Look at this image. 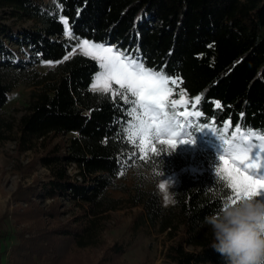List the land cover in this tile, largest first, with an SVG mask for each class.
Returning <instances> with one entry per match:
<instances>
[{
	"label": "trees",
	"instance_id": "1",
	"mask_svg": "<svg viewBox=\"0 0 264 264\" xmlns=\"http://www.w3.org/2000/svg\"><path fill=\"white\" fill-rule=\"evenodd\" d=\"M58 1L59 9L43 0H0V140L9 95L19 86L32 87L13 141L18 156L41 150L35 160L48 172L47 181L14 193L27 205L12 212L15 224H33L15 232L7 264H61L74 251L93 246L103 214L117 209L118 201L108 195L116 181L137 165L155 170L154 159L144 158L129 138L131 104L90 90L97 62L78 54L64 60L78 43L64 36L60 17L75 37L135 54L146 68H163L177 78L176 90L200 97L203 123L264 130V0ZM7 17L14 22L5 24ZM24 20L33 26L24 28ZM46 62L55 67L36 70ZM213 155L185 154L163 171L202 164L195 176H180L170 207L161 206L155 191L134 188L130 197L132 207L142 208L135 230L147 226L176 238L180 229L165 254L169 264H225L211 247L213 235L204 222L223 195H233L215 174L219 161ZM71 165L75 177L67 172ZM34 199L53 202L43 210ZM61 200L82 216L50 227L41 218L56 219ZM125 252L124 245L114 244L104 261Z\"/></svg>",
	"mask_w": 264,
	"mask_h": 264
},
{
	"label": "rangeland",
	"instance_id": "2",
	"mask_svg": "<svg viewBox=\"0 0 264 264\" xmlns=\"http://www.w3.org/2000/svg\"><path fill=\"white\" fill-rule=\"evenodd\" d=\"M43 2L54 5L58 9L60 8L58 0H43ZM36 3H39V1H36ZM61 18L62 17H60V21ZM14 20L15 19L7 17V19L4 20V23L10 24L11 22H14ZM21 24L24 28L33 26V22L29 20H24ZM64 36L69 38V36L65 35V26ZM89 42L94 43L91 41ZM102 45L113 47L105 44ZM113 48L115 49V47ZM73 50L68 54L70 57L77 54L83 55L79 50L78 44L75 45ZM126 55L138 58L135 54ZM96 62L99 66V62ZM54 67V64L43 63L38 65L36 70L40 73H45ZM169 79H175L178 81L175 85L171 83L168 85V87L172 89L170 99L177 101L181 100V91L176 90L179 86V80L170 77ZM94 80L95 77L93 82ZM111 88L112 91L115 92L119 86L112 82ZM32 90V87L19 86L9 95L8 102L1 111V130L5 139L0 140V234L2 236L0 238V264L8 263V256L11 247L17 243L15 240V232L23 227H28L30 224H33V221L22 223L21 225L15 224L12 212L18 208L24 210L27 205L22 201H16L14 199V193L19 187H28L35 181L45 182L47 181L48 176L47 170L42 168L35 160L37 154L40 153L41 150L37 149L35 152L29 151L18 156L16 154V143L13 141V139L17 137V125L20 118L25 114L29 95ZM110 94L112 95L111 92ZM124 95L125 93L121 92L115 96H119L125 101L123 99ZM127 95L128 101L135 99L130 94ZM183 100L186 101V103L178 104L175 109L168 108L166 111L169 114L173 111L177 114H192L186 117L180 115L177 116V120L181 124H188L180 130L177 139L187 140L188 143H178L175 150L170 152L166 148L163 138L160 142H156L151 137L144 140L139 136L133 137L132 140L141 146V153L144 158L147 160L154 159L155 170L148 171L144 167L137 165L133 169L126 171L122 177L116 181L115 188L108 191V195L118 201L117 209L103 214L101 225H99L97 230V237L94 245L80 251H74V253L68 256V258H66L61 264H169L166 261L165 254L169 245L175 243V239L179 236L180 229L174 235L176 238H169L166 232L158 233L147 226H142L138 230H135L133 228V222L141 213L142 208L132 207L129 204L134 188H139L145 191H155L159 195L161 206L168 208L173 203L165 207L163 203V193L167 192L173 198L179 185L180 176L183 174L195 176L200 173L199 168L202 165L200 162L188 165L178 172L163 173L165 169L173 164L172 162L176 158L189 154L193 159L197 158V155L200 156V159H206L208 155L212 153L214 154L213 156L217 158L221 148L224 147L221 143L223 139L232 140L235 136L237 140H239L241 135L247 136L248 133H256L255 136L249 138V142L253 145L260 146L264 143V141L257 138L258 136L264 137V130H237L238 127H232L228 122L221 126L203 123L201 121V113L198 109L199 102L196 101V97L189 98L185 95ZM133 107L134 105L131 104L129 128L131 124L137 123L135 119L136 116L144 118L142 117V110L139 108L136 109L134 116L132 113ZM196 113H199V115H196ZM205 125H208L211 129H214V131L209 128H199L204 127ZM226 125L227 127H225ZM175 135L176 134L174 133V136ZM161 148H164L167 153L164 156L160 154ZM261 155L262 161H264V153ZM67 172L71 177H75L77 170L75 166L71 165L68 167ZM161 183L166 185L164 191L159 187ZM260 197L264 198V193H261ZM34 200L37 203L39 202V207L43 210L49 209L53 202L52 200ZM61 203L62 205L58 208V216L56 219L48 220L42 217L41 221L47 223L50 227H56L58 224H67L68 222H72L82 216L79 208L74 207L71 203L64 200H61ZM114 244L124 245L126 252L112 262L104 261L105 253Z\"/></svg>",
	"mask_w": 264,
	"mask_h": 264
},
{
	"label": "snow or ice",
	"instance_id": "3",
	"mask_svg": "<svg viewBox=\"0 0 264 264\" xmlns=\"http://www.w3.org/2000/svg\"><path fill=\"white\" fill-rule=\"evenodd\" d=\"M61 22L65 26V35L77 41L80 52L99 62L100 71L96 74L90 90L102 93L111 92L113 96L124 92L123 99L134 105L133 115L135 116L137 108L142 110L144 118L136 116L137 123L130 125V139L135 136L141 137L142 140L151 137L156 142H160L163 138L170 152L175 150L178 143H188L187 140L177 139L180 130L188 125L181 124L177 116L186 117L192 114H177L175 111L169 114L166 111L168 108L175 109L178 104L186 103L183 100L186 95L183 90L180 92L181 100L170 99L172 89L168 85L169 83L177 84V80H170L163 68L159 71L148 69L143 61L121 53L118 49L90 43L87 39L81 40L73 35L66 18H61ZM69 58L70 55H66L64 60ZM46 63L51 64V62ZM112 82L119 86L115 92L111 88ZM127 94L135 99L128 101ZM199 100L200 97L197 96L196 101L199 102ZM217 107L220 105L217 104ZM199 128L211 129L208 125ZM211 130L214 131V129ZM255 135L256 133H248L247 136L241 135L239 140L234 136L232 140L223 139L221 141L224 147L217 156L219 162L214 165L215 174L220 180L226 182V187L232 190L235 200L260 196L264 193V161L261 155L264 153V143L260 146L250 143L249 138ZM257 138L264 141L262 136ZM160 154L162 156L167 154L164 148L160 149ZM159 187L162 191L166 189L164 183H161Z\"/></svg>",
	"mask_w": 264,
	"mask_h": 264
},
{
	"label": "clouds",
	"instance_id": "4",
	"mask_svg": "<svg viewBox=\"0 0 264 264\" xmlns=\"http://www.w3.org/2000/svg\"><path fill=\"white\" fill-rule=\"evenodd\" d=\"M163 203H174L167 192ZM204 222L213 235L211 247L225 264H264V198L235 200L231 193L223 195L218 210Z\"/></svg>",
	"mask_w": 264,
	"mask_h": 264
}]
</instances>
